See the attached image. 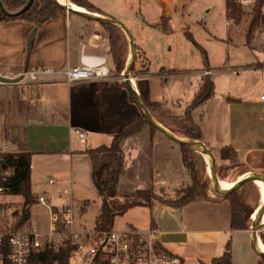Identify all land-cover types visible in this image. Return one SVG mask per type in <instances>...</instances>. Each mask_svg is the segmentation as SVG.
<instances>
[{
  "label": "crops",
  "instance_id": "obj_1",
  "mask_svg": "<svg viewBox=\"0 0 264 264\" xmlns=\"http://www.w3.org/2000/svg\"><path fill=\"white\" fill-rule=\"evenodd\" d=\"M89 1L98 7L101 13L121 22L127 18L137 31V25L133 21L134 0ZM169 12L168 8L163 10V15L157 23L162 27L159 23L163 24L164 18L167 27V29L162 27L164 30L169 28ZM143 34L142 30L140 38L146 41ZM135 38L139 41H135L136 59L133 67L138 70L143 68L146 71L133 75L135 89L144 100L159 104L157 108L150 110L156 119L159 117V123L174 133L183 132V136L187 137L185 132L189 129H186V126L192 127L191 122L183 121L181 123L183 129L180 130L173 129L171 123L175 120L180 121L179 116L183 113L184 106L192 100L202 84L203 77L208 76L212 80L213 72L217 73L221 81L218 83L216 78H214L215 82L212 80L215 86L214 96L192 110L191 120L200 126L201 138L208 146L218 149L228 144L237 151L240 165L231 168V170L235 169L237 174L231 182L249 174L264 176V99L260 98V95H264V59L237 64L234 68L226 66L216 69V66L209 64L206 57V70H211L212 73L204 75L205 69L195 71L201 81L190 84L193 91L183 105L179 104L182 99L181 95L177 96V99L166 98L160 87L159 76H154L149 72V61H147L145 47L139 39L138 31L134 40ZM258 43V38H253L248 47L264 51ZM109 55V34L104 25L75 13L64 10L57 12L56 16L39 27L30 21L21 19L0 21V68L4 70L19 72L32 65L61 68L81 62L89 65L106 64L110 70L108 76L72 84L66 83L61 78L39 84H32L27 78L19 79L15 83L0 82V144L7 145L6 151L29 152L31 162L34 153H45L42 157L44 160L67 153L72 165L71 176L75 175L78 183H92L95 191L96 188L92 181V164L85 149L96 147L93 144L100 142L104 144V140L113 138L114 134L132 123L141 113L137 104L129 99L128 89L122 76L113 72ZM140 58L142 61L139 60ZM171 70L163 67L159 69L160 72L168 74H171ZM140 81L144 83L140 84ZM217 83L220 84V89ZM179 89L185 90V86L180 84ZM173 104L180 105L179 113H172ZM210 119L213 125L209 123ZM79 132L84 134V140H81ZM134 137L139 139L138 151L133 148L135 155L130 164L134 159L138 160L141 149L139 147H143L146 141H148L146 146L150 149L155 142L165 144L168 149L176 144L158 130L149 141L148 127H144ZM165 139H168L170 143L165 142ZM63 156L66 157L65 154ZM151 161H154L153 157ZM222 162L227 163V160L218 161L219 164ZM34 167L32 164L30 171ZM228 176L230 174H227L224 179L218 177V180L230 182L226 179ZM58 180V186L62 189L70 187L67 189L70 195L62 196V200L59 199L60 202H67L70 197L72 201L71 189L76 181L73 177ZM148 180L153 181V178L149 177ZM252 183L256 185L259 195H263L257 181H250L244 185ZM45 185L51 190L52 187L47 184V179ZM138 185L141 184L138 183ZM144 185H148V182L146 181ZM207 192L199 196V200L194 199L187 205L179 207L184 211L192 204L194 207L199 204L200 208H206V228L166 229V227L157 228L156 224V227L150 228L158 232L162 245L172 253L176 251L182 254L186 243L197 237L199 243L209 245L210 253L206 256L207 252L200 255V257L205 256L203 259L211 261L222 255L228 246L234 264H256L260 256L254 252L252 245L255 247L257 242L264 250L260 237L264 235V215L258 220L260 227L255 233L253 242H251V227L259 209L263 207V197L252 215L251 227L232 229L230 227V202L226 197ZM56 202L59 203V201ZM181 218L182 223H186V214ZM197 252L200 251L197 250ZM181 260L184 262L183 258Z\"/></svg>",
  "mask_w": 264,
  "mask_h": 264
},
{
  "label": "rangeland",
  "instance_id": "obj_2",
  "mask_svg": "<svg viewBox=\"0 0 264 264\" xmlns=\"http://www.w3.org/2000/svg\"><path fill=\"white\" fill-rule=\"evenodd\" d=\"M134 1L133 21L135 22V25H137L139 39L143 47H145L144 52L147 61H149V72L154 76H159L160 87L162 92L165 93L166 98L177 99V96H182L179 104L184 105V101L189 99L193 91L190 84L196 83L200 80V76L195 73L197 69H205L203 71L204 75L212 73L211 70H206V57L209 64L216 66V69H218V67L226 66L234 68L237 64H246L251 60L264 59V51H260L256 48L250 49L244 43V34L247 30L250 18L253 15L255 3L248 6L240 5L243 10L241 20L237 23L235 21L228 23L231 19L227 16L225 0ZM179 1L182 3H178ZM166 8L170 9L168 30H164L157 25L159 18L163 15V10ZM261 8L264 15V0L262 1ZM122 22H124V25L131 32L134 40L137 31L127 18ZM142 30L144 32L143 37L147 42L140 38V32ZM186 32L191 33V37H187ZM253 38H258V44L264 49V22H261L256 26ZM135 41H139L138 38H135L134 40V43L136 44ZM114 48L122 53V57L125 59L126 64V60H128L130 55L129 46L125 35L120 30L117 32ZM109 57L112 69L115 70L111 55H109ZM139 60L142 61L141 58ZM161 67L168 70L172 69L170 71L171 74L160 72L159 69ZM122 73L120 76H122ZM214 73L215 72H213L212 80L215 82L214 78H216L218 83H220V76L216 75L217 73ZM131 75L133 76V74ZM143 83V81H140V84ZM218 83L216 85L219 87L218 89H220V84L218 85ZM180 84L185 86V90H178ZM218 89L217 91L219 92ZM190 102H187L184 106L183 113L179 116L180 121L175 120L171 123L173 129L180 130L183 129L181 125L183 121L191 122L192 127L186 126V129H189L185 132L187 137L183 136V132L176 133L189 139H191L189 135L197 132V129L200 132V137H202L200 126L193 120H186L184 118L185 110ZM201 105L202 104L199 106ZM158 106V103L153 104L152 110ZM171 108L173 109V114L181 111L180 105L177 104H173ZM201 116L203 118V114H201ZM157 119L156 120L160 122L159 117ZM209 123L213 125L211 119L209 120ZM133 137L134 136L129 139L128 143H124L123 145L124 171L120 175L118 183V196L114 198L116 202L123 203L126 200H130L136 189L143 188L152 189L155 194L159 196L171 197L175 195L177 190L182 189L191 183L188 170L184 167L182 162L180 146L176 144L168 149L165 144L155 142L150 149L149 146H146L148 144V141H146L143 147H139L141 149L139 150L138 160L135 161L134 159L130 164L132 157L135 155L133 148H136L135 150L138 151L137 144L139 139H135L134 137L133 140ZM104 141V144H101L102 142H100L98 144H93V146L110 145L112 138ZM200 141L205 143L202 138ZM165 142L170 143L168 139H165ZM208 147L215 155L218 170L219 166H223L218 163V161L222 160L219 157L221 148L217 149L210 146ZM189 150L190 151L187 155L189 156L195 179L200 183H206L205 187L208 186V183L210 186L209 165L206 162L204 155L195 149L189 148ZM43 154L45 153L39 152L32 155L31 163L33 164V167L34 165L35 167L31 170L30 190L34 193V197L49 189L45 185V180L49 177H55L61 180L73 177L76 182L71 191L76 220L80 225L85 226L86 228L96 227V216L98 214L101 200L97 195L96 189L94 191L92 183H78L76 176H71L72 165L69 154L64 153L66 157L63 156L64 154H60L56 157L46 158L45 160L42 158ZM151 157H153L154 160L153 162L151 161L152 164L150 162ZM222 163L227 164L228 161L227 163ZM104 166L105 164L102 162H99L97 166L96 178H98L100 182L103 181L105 176ZM235 171V169L231 170V168L228 170H221V172H219L220 177L224 179L227 174H230L226 179L227 181H232L237 177ZM149 177H151V179L153 178V181H150L151 183L148 180ZM146 181L148 182V185H144ZM138 183L141 185H138ZM240 187L242 202H244L247 208L254 209L252 213L253 215L263 195H259L258 189L253 183L242 185ZM67 189H70V187ZM207 191L209 194L214 193L211 186L210 188L207 187L203 191V194L205 195ZM198 198L199 196L196 199ZM53 201L54 200H50V203H53ZM0 203H4V206L6 207L4 210H1L0 208V231L24 226L16 225L20 212L24 210L22 195H0ZM28 207L31 221L37 225V222L40 221V226H45V223L48 221L47 208L34 203L33 199L27 208ZM184 214L187 216L186 223H182L183 220L181 217ZM206 215V208H200L199 204H197L196 207L192 204L186 209V211H184V209L182 210L179 207L155 201L151 207L134 206L130 207L122 214L115 216L112 227L116 230L136 228L138 230L146 231L150 229V227H156L157 225V228L166 227V229L197 230L207 227L205 223ZM252 221L253 217L251 216V222ZM199 234L202 235V233ZM197 250L200 252L198 253ZM208 250L209 245L199 243L198 238L195 237L186 243V247L183 248L184 252L182 254L176 251L173 253L184 259L183 264H203L210 262L209 259H203L208 253H210ZM202 253L206 254L205 256L200 257V255H203Z\"/></svg>",
  "mask_w": 264,
  "mask_h": 264
},
{
  "label": "trees",
  "instance_id": "obj_3",
  "mask_svg": "<svg viewBox=\"0 0 264 264\" xmlns=\"http://www.w3.org/2000/svg\"><path fill=\"white\" fill-rule=\"evenodd\" d=\"M75 4L84 7L85 9L101 13L98 7H96L89 0H71ZM227 16L230 19H233V22H239L243 16V10L238 3V0H225ZM263 0H256L253 15L250 18L247 30L244 34V43L247 46H250L254 30L256 26L264 22V15L261 11V5ZM29 0H0L2 8H0V21H7L13 19H21L30 21L36 26H41L47 20L56 16L57 12H63V9L60 8L54 0H33L31 5L24 11L20 12L23 8L26 7ZM4 9V10H3ZM20 12V13H17ZM17 13V14H16ZM162 23H159L164 29H167L166 22L164 18ZM107 29L109 34L110 41V55L112 63L115 67L113 72L120 76L125 67V59L122 57V53L115 50L114 46L116 44L118 28L113 25L102 24ZM187 37H191L189 32H186ZM141 70V71H140ZM136 69L132 68L131 73L135 76L138 73H145V69ZM214 82L208 78L203 77L202 84L199 89L195 92L191 102L185 110L184 118L186 120L191 119V111L198 107L200 104L207 101L209 98L214 96ZM129 99L135 102V99L131 92L128 91ZM148 109L152 110V105L156 104L154 102H148L144 100ZM136 103V102H135ZM149 128L150 138L157 132V130L148 122L146 117L140 113V116L135 119L132 123L126 126L121 131L114 134L110 145H99L96 147H87L85 153L88 154L92 164V181L94 187L96 188L97 195L100 197L101 203L99 206L98 214L96 216V224L99 228L107 229L112 226L115 216L122 214L130 207L134 206H148L151 207L155 200H159L165 204L172 205L174 207H182L185 204L193 201L198 196H202L203 191L209 186L205 187L206 183H200L195 179L192 165L187 155L189 147L185 145H180L182 153V162L184 167L188 170V174L191 178V183L185 186L182 189H179L175 192L173 197H163L155 194L152 189H136L132 194L130 200H126L123 203L116 202L115 197L118 196V183L120 175L124 171V143H127L132 136L137 135L144 127ZM189 137L193 140H199L200 132L197 129V132L191 133ZM220 159L227 160L228 163H221L218 170L216 169L217 177H220L221 170H228L235 165H240L238 162L237 151L230 145L226 144L221 147ZM102 162L105 164L104 171L105 176L103 181H99L97 176V166L98 163ZM31 164V155L29 152H7L0 154V176L6 171L11 170L10 175L5 178L3 185L6 188V194L9 195H22L23 197V209L20 212L18 217L17 226L28 225L30 214L29 207L32 199L34 198V193L30 190V168ZM226 165V166H225ZM225 166V167H224ZM2 183V182H1ZM217 197V196H216ZM219 198V197H217ZM226 199L230 202L231 205V220L230 227L232 229H249L251 223V216L253 210L247 208V206L242 202L241 199V187L236 188L229 192L226 195ZM27 208V209H26ZM262 243L264 244V235H260ZM7 252V248L5 253ZM67 252L62 250L60 253L49 252L46 260L51 262L57 261L58 264H66ZM203 264H234L232 260V255L229 250V247L226 246L223 254L213 258L209 263ZM256 264H264V256L259 257V261Z\"/></svg>",
  "mask_w": 264,
  "mask_h": 264
},
{
  "label": "built area",
  "instance_id": "obj_4",
  "mask_svg": "<svg viewBox=\"0 0 264 264\" xmlns=\"http://www.w3.org/2000/svg\"><path fill=\"white\" fill-rule=\"evenodd\" d=\"M255 1L238 0V3L248 6ZM109 73L106 64L89 65L82 62L61 68L32 65L19 72L0 68V78H27L32 84L60 78L72 84L108 76ZM260 98L264 99V95H260ZM83 135L79 132L81 140H84ZM6 150L7 145L0 144V154L7 153ZM29 168H32V164ZM10 171L8 169L0 176V195L6 194L3 181ZM58 183L57 178L49 177L47 184L52 187L51 190L49 188L33 198L34 203L47 208L48 221L45 226L41 227L40 221L37 225L30 219L28 225L0 231V264H58L46 258L49 252L60 253L62 250L67 252L66 264H183L179 256L164 248L158 232L153 228L146 231L136 228L116 230L112 226L103 229L80 225L71 197L65 203L60 202L59 199L69 196L70 191L62 189ZM50 200H54L53 203ZM4 203H0L1 210L6 209Z\"/></svg>",
  "mask_w": 264,
  "mask_h": 264
},
{
  "label": "water",
  "instance_id": "obj_5",
  "mask_svg": "<svg viewBox=\"0 0 264 264\" xmlns=\"http://www.w3.org/2000/svg\"><path fill=\"white\" fill-rule=\"evenodd\" d=\"M33 0H29L28 4L26 5L25 8H23L20 12L26 10L32 3ZM54 2L60 7L62 8L64 11L67 12H71V13H75L81 17H84L88 20H92V21H97L101 24H108V25H113L115 27H117L126 37V40L128 42V46H129V58L127 60V63L124 67L123 73H122V79L125 82L126 88L128 89L129 92H131V94L133 95L135 102L137 104V106L139 107L141 113L146 117V119L148 120V122L159 132H161L164 136H166L167 138H169L170 140H172L173 142H175L178 145H185L189 148L195 149L199 152H201L204 157L208 156L210 159V186L212 188V190L214 191V193L219 196V197H226V195L231 192L232 190L239 188L240 186L244 185L247 182L250 181H257V180H262L264 183V176L261 174H249L241 179H237L233 182L232 186L228 189H221L219 187V180L217 177V173H216V158L214 153L212 152V150L203 142L199 141V140H193V139H189L183 136H180L172 131H170L169 129L165 128L163 125H161L156 119L155 117L152 115V113L150 112V110L148 109L144 99L142 98V96L139 94V92L135 89V87H133L130 84V76L131 75V70L134 66V62L136 59V47H135V43L132 37L131 32L129 31V29L124 25V23H122L120 20L108 16L104 13H96V12H91L87 9L84 8V10H77L75 8L70 7L67 4H63L58 2V0H54ZM0 8H2V4L0 3ZM4 10V9H3ZM17 12V13H20ZM16 13V14H17ZM20 78H12V79H6V78H0V82L3 83H15L19 80ZM264 203V187H263V201ZM260 227V223L257 222L256 224H253L251 229H252V238H251V242H253L254 237H255V233L256 231L259 229ZM252 247L254 248L255 252L259 255V256H264V250H258L254 247V245H252Z\"/></svg>",
  "mask_w": 264,
  "mask_h": 264
},
{
  "label": "bare ground",
  "instance_id": "obj_6",
  "mask_svg": "<svg viewBox=\"0 0 264 264\" xmlns=\"http://www.w3.org/2000/svg\"><path fill=\"white\" fill-rule=\"evenodd\" d=\"M58 2L60 3H63V4H67L69 5L70 7L72 8H75L77 10H84V7L82 6H79L77 4H75L74 2H71L70 0H58ZM130 84L135 87V80L133 78V76H130ZM205 160L206 162L208 163L209 165V168H210V159L208 156L205 157ZM210 171V170H209ZM258 184L260 185L261 189H262V192H263V187H264V183L262 180H257ZM219 184V187L221 189H228L232 186L233 182H224V181H220L218 182ZM264 215V203H263V207L261 209H259L258 211V214L256 216V220L254 222V224H256L258 222V220ZM255 248L258 249V250H262V246L260 244H258L257 242L255 243Z\"/></svg>",
  "mask_w": 264,
  "mask_h": 264
}]
</instances>
